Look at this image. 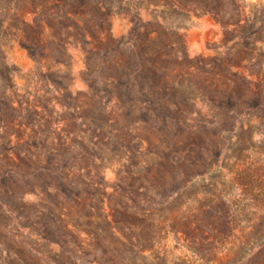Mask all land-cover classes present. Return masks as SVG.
<instances>
[{
    "label": "rangeland",
    "instance_id": "rangeland-1",
    "mask_svg": "<svg viewBox=\"0 0 264 264\" xmlns=\"http://www.w3.org/2000/svg\"><path fill=\"white\" fill-rule=\"evenodd\" d=\"M0 264H264V0H0Z\"/></svg>",
    "mask_w": 264,
    "mask_h": 264
}]
</instances>
